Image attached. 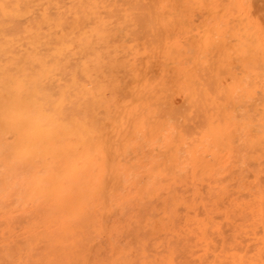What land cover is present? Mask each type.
Instances as JSON below:
<instances>
[{
    "label": "rangeland",
    "instance_id": "rangeland-1",
    "mask_svg": "<svg viewBox=\"0 0 264 264\" xmlns=\"http://www.w3.org/2000/svg\"><path fill=\"white\" fill-rule=\"evenodd\" d=\"M94 22L98 155L103 146L112 149L127 172L119 176L138 188L112 211L123 224L116 243L142 264H159L169 247L174 264H229L221 258L228 249L241 252L229 254H240L243 264H263L264 0L106 2ZM157 70L165 82L153 79ZM143 120L157 128L143 134ZM12 164L0 154V264H56L59 258L51 263L46 256L45 229L38 230L43 211L28 198L30 168ZM194 178L205 179L198 193L181 182ZM172 180L205 225L187 224L183 202L171 201L176 226L154 236L145 224L166 215L153 183ZM98 238L104 244L106 236Z\"/></svg>",
    "mask_w": 264,
    "mask_h": 264
},
{
    "label": "bare ground",
    "instance_id": "bare-ground-1",
    "mask_svg": "<svg viewBox=\"0 0 264 264\" xmlns=\"http://www.w3.org/2000/svg\"><path fill=\"white\" fill-rule=\"evenodd\" d=\"M179 1L192 0H0V154L12 165L23 163L30 168L31 187L26 196L36 203L35 209L43 211V226L38 230L45 229L46 252H50L46 256L51 263L59 258L56 264H142L138 263L141 257H136L129 246L116 243L120 242L117 236L123 224L111 217L115 208L136 195V182L119 176L127 172L112 149L103 146L101 158L98 155L94 21L101 3L173 5ZM142 75L137 81L142 84L140 90L149 68ZM153 79L162 80L160 70ZM149 124L146 120L140 123L143 134L157 128ZM181 182L184 186L191 184L198 193L205 179ZM147 184L143 182L139 190ZM174 184L175 180L153 183V192L161 196L160 211L166 215L164 222L152 219L145 224L154 236L176 226V216L169 209L171 201L183 202L187 224L205 225L203 219L191 214L195 203L175 192ZM167 189L172 191L165 193ZM231 204L228 206L232 209ZM203 208L207 210L205 204ZM231 209H225L227 216ZM205 214L211 215L207 211ZM72 216L77 217L75 221ZM209 218H205L207 222ZM99 236H106L104 244L96 243ZM56 246L59 254L53 252ZM174 250L169 247L161 254L159 264H174ZM237 251L228 249L217 254L229 257V264H243L240 254H229Z\"/></svg>",
    "mask_w": 264,
    "mask_h": 264
}]
</instances>
